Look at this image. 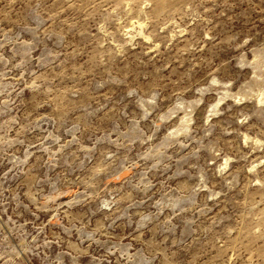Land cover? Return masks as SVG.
Masks as SVG:
<instances>
[{
	"label": "rangeland",
	"instance_id": "1",
	"mask_svg": "<svg viewBox=\"0 0 264 264\" xmlns=\"http://www.w3.org/2000/svg\"><path fill=\"white\" fill-rule=\"evenodd\" d=\"M0 264H264V0H0Z\"/></svg>",
	"mask_w": 264,
	"mask_h": 264
}]
</instances>
